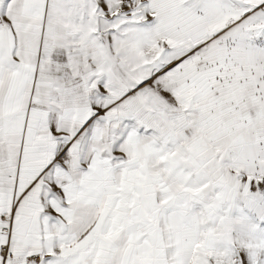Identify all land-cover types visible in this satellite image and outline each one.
<instances>
[{
	"label": "snow or ice",
	"instance_id": "6c2138e0",
	"mask_svg": "<svg viewBox=\"0 0 264 264\" xmlns=\"http://www.w3.org/2000/svg\"><path fill=\"white\" fill-rule=\"evenodd\" d=\"M0 264H264V0H0Z\"/></svg>",
	"mask_w": 264,
	"mask_h": 264
}]
</instances>
